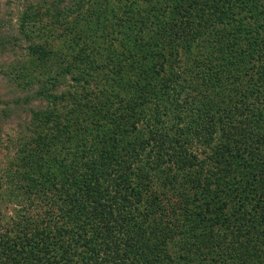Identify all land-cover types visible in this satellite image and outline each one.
<instances>
[{
    "label": "trees",
    "instance_id": "16d2710c",
    "mask_svg": "<svg viewBox=\"0 0 264 264\" xmlns=\"http://www.w3.org/2000/svg\"><path fill=\"white\" fill-rule=\"evenodd\" d=\"M217 1L72 0L61 12L78 40L43 90L62 70L76 92L60 123L48 110L60 97L37 91L46 109L33 112L35 131L28 126L0 175V200L15 205L11 222L0 220V264H193L176 223L192 216L228 229L220 235L226 264H264V135L242 134L235 152L225 138L214 145L210 133L235 112L233 100L208 94L195 74L208 64L233 77L240 64L259 85L241 105L254 106L249 114L264 105V1H235L252 20L244 24L198 16ZM85 38L91 54L76 48ZM28 50L38 55L32 67L47 66V50ZM33 72L26 65L16 80Z\"/></svg>",
    "mask_w": 264,
    "mask_h": 264
},
{
    "label": "rangeland",
    "instance_id": "374dc122",
    "mask_svg": "<svg viewBox=\"0 0 264 264\" xmlns=\"http://www.w3.org/2000/svg\"><path fill=\"white\" fill-rule=\"evenodd\" d=\"M235 1L218 0L215 4L211 2L209 3L210 6H202L197 14L200 17L206 16L207 18L216 15L226 16L229 19L235 18L236 21H241L243 24L246 21H252L248 19L246 11ZM71 4L72 0H0V175L3 170L8 169L11 162L16 161L15 157L20 148L18 142L20 139H27L28 126L35 131L37 124L32 120L33 112H42L46 109L48 102L41 97L38 98L36 96L37 91L50 87V83L48 85L44 84L46 79L50 77L49 74L57 75L58 71L56 69L58 67L63 68V65H67V63L62 65L59 62L69 51L67 48L71 49L75 45L74 39L78 40V37L64 29V22H62L64 13L61 14V12ZM178 8L181 10L183 8L185 11V4H176V9ZM260 9L258 7L257 11ZM209 11H211L210 14H208ZM168 14H170L169 9L165 10L164 19ZM180 16L176 15V19L181 20ZM159 17L164 16L159 15ZM231 24L228 23L226 26L231 27ZM235 39H237L236 47H241L244 44L243 40ZM78 43L77 49L83 47L88 54H91V45L87 38L82 42L78 41ZM32 44L42 46L44 50H47L46 59L48 64L46 67L39 68L34 65L32 67L30 61L38 63L36 59L38 55L28 50ZM57 56L59 57L58 60H56ZM54 59L57 63H54ZM92 59L94 60V56ZM233 59L238 63L239 57L236 56ZM26 65L29 69L33 68V78H19L22 82L18 85L20 81L16 80V77L18 78L17 74ZM210 70L208 64L195 69L197 84L201 85L203 90L211 91L208 94H215L216 98L221 99L222 102L224 101L223 97L229 95L228 101L233 100V108H235L233 110L235 112L231 113L229 119L216 123V129L213 133H210L212 143L215 145L225 138L230 144V151L235 152L240 144L242 134L251 136L257 133L264 135V105L255 106L254 112L249 114L248 112L254 106L241 105L240 103V101L243 102L242 95L246 96V94L254 93L253 95L256 97L257 93L251 88L259 87V85L256 82L249 83L251 73L248 72L247 75L243 76V73L240 72V64L230 70L233 77L221 67L217 69L218 72H221L219 75L210 73ZM66 72L60 71L55 88L43 90V92L60 97L56 105H50L48 109L55 112L54 114L60 123L64 122L65 112L70 106L69 104L72 103L71 94L76 92L75 82L71 79L72 74ZM92 72L96 75L99 70H92ZM254 73L255 71L252 75ZM28 82H31L29 86ZM207 84L212 85L214 88L212 86L210 88ZM247 114L250 117L258 118L254 121L255 123L251 122L249 127H247L248 120H242L249 117ZM208 120L206 119L204 123L208 124ZM33 134H36V132H31L29 136L31 137ZM208 151H211V149ZM198 152L200 153L201 149ZM229 156L232 157L231 160L234 158L232 161L241 164L239 158H236L238 156L233 153ZM244 171L247 172V169ZM248 171H251V169H248ZM256 184L259 185V182H256ZM155 189L163 196L165 201L169 197L171 198L158 182H156ZM226 199L232 208L235 205L234 199L229 198L228 195H226ZM14 207V204H7L5 201L0 200L1 224H5L7 221L11 222L12 219L10 218L15 213ZM192 211L195 212L193 208ZM176 223L178 228L180 227L178 229L179 233L184 234L181 239L186 243L185 246L195 254L193 264H214V261L220 264L228 263L227 256L229 252L226 253L225 251L227 245L220 240V235L226 234L228 229L219 225H212L207 218L199 221L194 216ZM197 235L199 236L197 237ZM204 237L208 241L202 242Z\"/></svg>",
    "mask_w": 264,
    "mask_h": 264
}]
</instances>
